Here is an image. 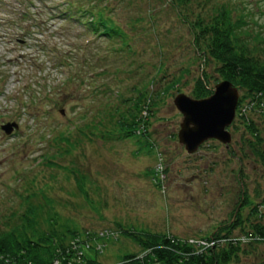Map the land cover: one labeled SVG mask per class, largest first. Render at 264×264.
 Segmentation results:
<instances>
[{"label":"rangeland","instance_id":"1","mask_svg":"<svg viewBox=\"0 0 264 264\" xmlns=\"http://www.w3.org/2000/svg\"><path fill=\"white\" fill-rule=\"evenodd\" d=\"M65 2L94 5L118 34L94 38ZM222 10L264 63V0H0V127L10 125L0 128V232L123 264L142 256L123 232L201 242L264 227V111L248 112L237 90L245 116L227 128L228 147L209 140L187 154L176 138L173 99L191 98L201 73L210 91L220 81L197 26ZM231 262L264 264V244L240 245Z\"/></svg>","mask_w":264,"mask_h":264},{"label":"trees","instance_id":"2","mask_svg":"<svg viewBox=\"0 0 264 264\" xmlns=\"http://www.w3.org/2000/svg\"><path fill=\"white\" fill-rule=\"evenodd\" d=\"M64 6V10L70 14L69 19L75 15L79 23L83 22L84 30L94 38L109 39L118 34L115 28L107 25L98 11L92 8L94 5L89 8L88 3L82 8L75 4L70 6L65 2ZM231 19L229 12L222 10L209 23L197 26L200 38L203 40V48L197 51L203 57V63L207 59L214 63V72L220 81H227L235 89L245 92V97L251 100L246 108L250 106L252 111L248 112H255L257 116L255 109L264 111L261 107L264 105V63L251 55L245 43V36H241L243 21ZM67 78L69 80L70 76ZM204 81V74L201 73L195 81V89L191 92L192 99H204L212 93L206 88ZM243 98L244 95L238 99L235 110L237 119L245 116L239 110ZM140 124V120L135 121L132 126H129L134 127L131 130L121 126L126 131L125 136L122 137L136 135L135 128ZM251 125L248 122L246 129L257 139L256 132ZM261 160L264 165V158ZM243 205L246 203L244 202ZM260 205L264 210V198ZM253 213L256 214L255 218H261L259 212L254 211ZM239 224L240 221H237L235 226ZM123 234L134 240L142 252L140 258L124 256L123 264H230L236 258L240 245L264 244V227L259 224L250 225L249 231L238 237L231 235L230 227L224 233L214 232L204 237L201 242L197 240L180 241L167 233L158 235L143 232L137 236L129 232H123ZM71 247L62 246L50 236H36L33 232L29 235L24 233L22 237H18L12 232L1 231L0 264H99L95 259L85 258L78 251V247L74 250Z\"/></svg>","mask_w":264,"mask_h":264},{"label":"water","instance_id":"3","mask_svg":"<svg viewBox=\"0 0 264 264\" xmlns=\"http://www.w3.org/2000/svg\"><path fill=\"white\" fill-rule=\"evenodd\" d=\"M238 95L237 89L229 82L220 81L204 99L195 100L184 95L173 99V106L181 115L177 142L187 154L195 153L209 140L228 147L231 138L227 128L234 119ZM0 128L8 133L10 125Z\"/></svg>","mask_w":264,"mask_h":264},{"label":"built area","instance_id":"4","mask_svg":"<svg viewBox=\"0 0 264 264\" xmlns=\"http://www.w3.org/2000/svg\"><path fill=\"white\" fill-rule=\"evenodd\" d=\"M208 245H210V244H208Z\"/></svg>","mask_w":264,"mask_h":264}]
</instances>
